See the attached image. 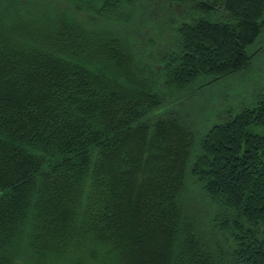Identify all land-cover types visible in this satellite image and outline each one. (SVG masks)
I'll use <instances>...</instances> for the list:
<instances>
[{
	"label": "trees",
	"instance_id": "obj_1",
	"mask_svg": "<svg viewBox=\"0 0 264 264\" xmlns=\"http://www.w3.org/2000/svg\"><path fill=\"white\" fill-rule=\"evenodd\" d=\"M67 1L0 0V264H264V89L189 99L248 69L264 0L195 1L154 59L133 0Z\"/></svg>",
	"mask_w": 264,
	"mask_h": 264
},
{
	"label": "rangeland",
	"instance_id": "obj_2",
	"mask_svg": "<svg viewBox=\"0 0 264 264\" xmlns=\"http://www.w3.org/2000/svg\"><path fill=\"white\" fill-rule=\"evenodd\" d=\"M19 6L32 13L49 12L58 8H69L67 0H16ZM197 0H133L129 15L122 25L137 53H143L145 59L169 51L176 41V28L179 23L189 21L192 6ZM258 54L251 60L248 69L237 77L221 81L211 87L212 91H201L189 96L190 103L196 109L209 111L228 104L236 105L239 101L251 100L264 89V38ZM159 68L157 63L153 65ZM237 97V98H236ZM235 99V100H234Z\"/></svg>",
	"mask_w": 264,
	"mask_h": 264
}]
</instances>
